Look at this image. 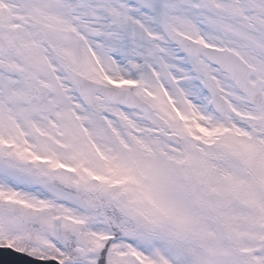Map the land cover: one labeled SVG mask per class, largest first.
Returning <instances> with one entry per match:
<instances>
[{
    "label": "snow or ice",
    "instance_id": "obj_1",
    "mask_svg": "<svg viewBox=\"0 0 264 264\" xmlns=\"http://www.w3.org/2000/svg\"><path fill=\"white\" fill-rule=\"evenodd\" d=\"M0 264H264V0H0Z\"/></svg>",
    "mask_w": 264,
    "mask_h": 264
}]
</instances>
